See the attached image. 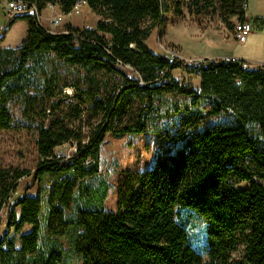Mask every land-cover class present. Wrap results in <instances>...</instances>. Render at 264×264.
<instances>
[{
    "label": "trees",
    "instance_id": "trees-1",
    "mask_svg": "<svg viewBox=\"0 0 264 264\" xmlns=\"http://www.w3.org/2000/svg\"><path fill=\"white\" fill-rule=\"evenodd\" d=\"M28 1L68 14L77 0ZM84 1L95 27L53 33L33 14L16 15L9 23L24 19L26 38L0 50V128L32 132L38 156L32 172L0 170V264H67L71 251L79 264H264V68L222 58L195 67L151 50L146 40L180 0ZM189 1L200 12L217 1L224 20L244 15L243 0ZM177 67L198 75V86L175 80ZM222 112L234 123L169 136L183 139L172 153L122 170L115 211L103 206L105 181L86 183L106 135L158 133L168 118L187 125ZM63 144L72 154L55 152Z\"/></svg>",
    "mask_w": 264,
    "mask_h": 264
},
{
    "label": "rangeland",
    "instance_id": "rangeland-1",
    "mask_svg": "<svg viewBox=\"0 0 264 264\" xmlns=\"http://www.w3.org/2000/svg\"><path fill=\"white\" fill-rule=\"evenodd\" d=\"M178 7L167 11L164 24L161 29H154L146 40V45L153 51L164 52L172 50L185 62L189 63L194 59L207 60L216 59V55L227 51L228 47L235 48L237 42H234L232 35L235 17H227L224 20L221 11L213 2L212 7L207 11L200 12L195 7H190L189 0H180ZM252 1L248 0L250 5ZM34 5V4H33ZM5 2L0 0V36H4L0 40V50L3 48H16L22 44L26 38L27 24L24 19H16L13 23H9L12 17L7 16L4 11ZM51 14L46 15L43 10L40 16L32 12L36 20L45 28L52 26L49 22L52 18H58L59 24L51 28L53 33L67 32L66 26L79 25L77 27H95L96 20L99 16L93 12L86 4L82 5L78 13L71 12L64 14L56 5L48 4L46 7ZM56 10V11H55ZM39 12V11H38ZM23 15V14H17ZM264 19V16H262ZM71 22V23H70ZM252 24V23H251ZM253 26V25H252ZM108 38L107 34H103ZM168 37L176 40L178 45L167 40ZM234 40V41H233ZM175 41V42H176ZM234 52V51H233ZM172 77L184 83H190L194 87L199 84V77L195 73H189L183 68L177 67L171 71ZM63 92L70 94L69 89ZM203 107L207 111L211 108L209 102H205ZM196 120V119H195ZM193 120L192 122H194ZM216 122L233 124L234 119L228 112H222L217 115H204L203 119L194 123L185 125L180 119L168 118L163 120L161 129L158 133L146 130L142 133H130L121 137L106 135L100 147V165L99 172L88 178L86 183L91 186H97L100 181L106 182L107 193L103 203L106 210L115 211L117 209V190L116 185L122 170H146L151 168L157 159L166 152V148L172 153L175 148L182 144L183 139L173 140L169 138L172 135H180L200 130L206 125ZM191 128V129H189ZM180 133V134H179ZM35 135L24 128L2 129L0 128V170L13 172L15 170H25L32 172L37 163L38 156L35 147ZM74 146L63 144L55 148L58 155L72 154ZM29 179L26 176L20 177L15 183V192L11 191L8 197L12 198L27 185ZM233 185L243 188L248 185L245 181H232ZM36 185L27 189L29 194L34 193ZM5 221V207L0 208V230L3 228ZM28 226L24 225L22 232L27 231ZM64 247L70 249L68 237L59 238ZM242 255V246H239L232 253V259L236 260ZM79 258L76 254L70 252L67 257V264H79Z\"/></svg>",
    "mask_w": 264,
    "mask_h": 264
},
{
    "label": "built area",
    "instance_id": "built-area-1",
    "mask_svg": "<svg viewBox=\"0 0 264 264\" xmlns=\"http://www.w3.org/2000/svg\"><path fill=\"white\" fill-rule=\"evenodd\" d=\"M3 1L5 2L4 11L7 14V16L12 17L15 14L16 15L17 14H27V13L32 12L36 15V17H39L41 14L40 12H38L36 6L30 3L28 0H3ZM84 4H85L84 0H77L68 14H70L71 12L78 13L80 11L81 6ZM241 9L244 12L243 18L239 20H237L236 18L234 21V25H233V31H234L233 38L237 39L238 40L237 42L239 43L244 42L247 36L249 35L250 24H251V20L248 17V13H247V0H243L241 4ZM49 22L52 26H49V28H46V29L50 32H53L51 28H54L56 27V25L59 24V19L52 18L51 20H49ZM162 49H164L163 53L168 55L169 57L180 58L177 54L172 52V50H167L165 48H162ZM222 59H225L227 61H230V60L238 61V59L233 56L223 57ZM203 63H204V60H199V59H194L190 62V64L195 67L201 66ZM241 66L243 68H251V67L264 68V57L261 61H258V62H253V63H250L247 61L241 62Z\"/></svg>",
    "mask_w": 264,
    "mask_h": 264
},
{
    "label": "crops",
    "instance_id": "crops-1",
    "mask_svg": "<svg viewBox=\"0 0 264 264\" xmlns=\"http://www.w3.org/2000/svg\"><path fill=\"white\" fill-rule=\"evenodd\" d=\"M251 1L252 2L249 5L248 0H247V13L253 25V26L251 25L252 26L251 32L249 33L245 41L242 43L237 42L238 40H235V41L233 40L234 42H237L235 45V48H233L234 52L232 51L231 47H228L226 49L227 51L225 52L223 51L221 54L216 55V57L223 58L227 56H233L237 59H242L250 63L258 62L263 59L264 57V24H261L259 21L255 22V19L261 18L262 22H264V19L262 18V16H264V0H251ZM56 8H58L57 5H56ZM43 12L46 15L51 14L50 10H48L47 8H45ZM166 14H164V18L166 17ZM71 26L77 27L79 25H75L71 23ZM167 40L174 43L175 45H178V42H179V41L177 42L176 40L171 39V37H168ZM204 59L207 60L206 58Z\"/></svg>",
    "mask_w": 264,
    "mask_h": 264
},
{
    "label": "bare ground",
    "instance_id": "bare-ground-1",
    "mask_svg": "<svg viewBox=\"0 0 264 264\" xmlns=\"http://www.w3.org/2000/svg\"><path fill=\"white\" fill-rule=\"evenodd\" d=\"M251 29H252V26H251V24H250V31H249V33L251 32ZM232 35H234V31H233V29H232ZM234 40H237V39H234Z\"/></svg>",
    "mask_w": 264,
    "mask_h": 264
}]
</instances>
